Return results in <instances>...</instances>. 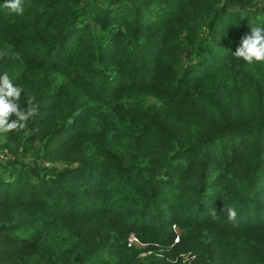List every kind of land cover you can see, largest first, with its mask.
I'll return each instance as SVG.
<instances>
[{
    "label": "trees",
    "instance_id": "1",
    "mask_svg": "<svg viewBox=\"0 0 264 264\" xmlns=\"http://www.w3.org/2000/svg\"><path fill=\"white\" fill-rule=\"evenodd\" d=\"M4 3L38 115L0 134V264H264V63L232 54L264 0Z\"/></svg>",
    "mask_w": 264,
    "mask_h": 264
},
{
    "label": "clouds",
    "instance_id": "2",
    "mask_svg": "<svg viewBox=\"0 0 264 264\" xmlns=\"http://www.w3.org/2000/svg\"><path fill=\"white\" fill-rule=\"evenodd\" d=\"M4 7L15 15H23L25 0H5ZM235 58L251 66L254 63H264V26L251 27V34L245 35L239 47L232 53ZM6 53L0 52V57ZM19 59V56L16 57ZM23 89L13 84L7 72L0 75V134L23 130L27 122L38 115V106L31 99L26 100L27 107L21 108V94ZM15 116L10 121V117ZM210 215L215 219L216 209ZM237 211L234 207L227 209V219L235 225Z\"/></svg>",
    "mask_w": 264,
    "mask_h": 264
},
{
    "label": "rangeland",
    "instance_id": "3",
    "mask_svg": "<svg viewBox=\"0 0 264 264\" xmlns=\"http://www.w3.org/2000/svg\"><path fill=\"white\" fill-rule=\"evenodd\" d=\"M0 145H1V143H0ZM1 152H4V150H1V147H0V161H4V160H6V159H4L5 157L3 156V154L1 153ZM44 165V167H46V168H50V167H53V168H55V169H57L58 168V170H60V168H63L64 167V165H62L61 163L59 164V163H54L53 165H50L48 162H43L42 163V166ZM173 229H175L176 231H177V228H175V226H173ZM131 235L134 237V239L135 240H131V242H133V243H135V244H139L138 246H140V248H145L146 247V245H143V244H141V243H139V242H137V238H136V236L133 234V233H131ZM130 235V236H131ZM129 236V237H130ZM174 244H176L177 242L174 240ZM173 244V245H174ZM173 245L170 247V248H167L166 250H162V249H159V251L158 250H155L156 252H154V254L155 255H157L158 257H163L164 255V259H168V255H167V253H169L170 252V250H171V248L173 247ZM149 252H151V251H149ZM149 252L148 253H146V254H140V255H142V256H145V255H147V254H149ZM166 252V253H165ZM195 256L196 255H192V252H187V253H184V254H179L178 256H176V259H180V260H182L181 261V264H190L192 261H194L195 260ZM177 263V261L175 262V264Z\"/></svg>",
    "mask_w": 264,
    "mask_h": 264
},
{
    "label": "built area",
    "instance_id": "4",
    "mask_svg": "<svg viewBox=\"0 0 264 264\" xmlns=\"http://www.w3.org/2000/svg\"><path fill=\"white\" fill-rule=\"evenodd\" d=\"M131 240H135L134 239V237L131 235L129 238H128V243H130V245H131V243H133V242H131ZM177 239H175V241H176Z\"/></svg>",
    "mask_w": 264,
    "mask_h": 264
}]
</instances>
